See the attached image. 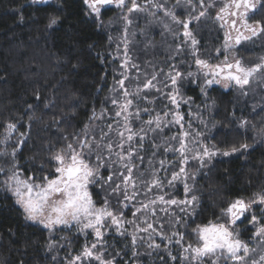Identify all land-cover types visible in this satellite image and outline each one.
Wrapping results in <instances>:
<instances>
[{
    "label": "trees",
    "instance_id": "obj_1",
    "mask_svg": "<svg viewBox=\"0 0 264 264\" xmlns=\"http://www.w3.org/2000/svg\"><path fill=\"white\" fill-rule=\"evenodd\" d=\"M112 14L111 10L105 11L100 20L89 12L84 0H52L46 4L0 0V135L9 123L16 125L20 136L24 134L15 157L26 175H50L53 155L66 150L68 144L80 151L81 139L92 142L91 152L83 149L84 159L92 164L99 155L104 177L111 173L108 166H115L119 143L114 139L115 130L104 123L103 114L110 108V92L116 81L114 29L108 23ZM52 18L57 19L54 25L49 23ZM255 19L264 21V2ZM201 22L199 43L204 45L209 40L218 44L221 32L215 31L214 25L211 30L207 21ZM214 31L210 38L207 32ZM254 47L246 45L244 49L255 55L258 49ZM179 61L183 74L192 70L193 59L184 56ZM187 81L180 84L187 101L180 112L191 123L196 118L199 125L207 126L204 139L208 146L220 153H231L206 161L197 173L192 193L197 197L195 212L188 224L191 227L220 221L221 210L231 201L252 199L255 193L264 192V90L261 105L252 106L248 96L236 89L211 86L202 91L200 84ZM161 98H148L152 115L162 110L161 102L167 103ZM241 121L246 122L244 126ZM150 131L146 157L152 158L155 169L165 158L170 159L158 148L157 136L172 129L159 128L156 134L152 124ZM104 133L108 135L102 139ZM109 142L114 145L111 155L105 147ZM242 144L250 147L231 152ZM170 156L171 165L177 164V154ZM90 191L97 204L105 203L97 184ZM182 193L181 190V196ZM112 200L107 195L111 206ZM184 234L186 240L193 239L187 230ZM91 239L90 234L73 229L49 230L28 222L13 198L0 187V264H69L86 245L93 244ZM103 243L107 259H114L116 251L120 252L119 264H124L132 253L128 237L118 239L109 234ZM164 261L170 264L166 257Z\"/></svg>",
    "mask_w": 264,
    "mask_h": 264
},
{
    "label": "rangeland",
    "instance_id": "obj_2",
    "mask_svg": "<svg viewBox=\"0 0 264 264\" xmlns=\"http://www.w3.org/2000/svg\"><path fill=\"white\" fill-rule=\"evenodd\" d=\"M31 1L37 2L38 0ZM51 1L52 0H42L40 3L46 4ZM208 2L209 0H204L205 4ZM222 3L223 0H215L214 7L204 9L200 6V0H191V3H189V0H152V3H148L147 0H137L139 10L130 12L129 9L132 8V0H125L123 6H118L115 3V0H113V3L105 5L101 8L99 17H97L95 13H92L91 9L87 7L89 12L100 20L103 17V12L111 10L113 13L109 18L108 23H110V27L114 29V35L112 36V42L114 45L112 51L113 56L117 60V63L115 64L116 81L114 84V89L110 92V108L103 111V114L105 120L104 123L111 125L112 129L115 130L116 136L114 139H116L118 143H120V140L116 129L119 128L120 130H123L124 120L123 117H115V112L118 111L119 108L114 107L112 104L113 99L120 100L123 95V90L119 87L117 82L127 77V79H125V88L129 92H135L137 86L142 87L146 81L152 80L153 76H155V79L153 80L155 87L151 89H144L138 97H134L133 104L129 108V112L132 113L130 117L131 126L133 130L138 133V135L135 136L131 142L132 147L136 149V155L134 156L132 163L135 165L133 175L136 178L138 194L131 202L127 203L126 207L124 206L125 193L124 186L122 184L123 177L120 175V173L123 171L124 174L127 175V171L122 167L121 162L118 161L117 155L115 156V166L112 164L108 166L111 173H109L107 177L102 175L104 168L103 163L101 164L95 160V162L91 164L94 168H98V175L95 177V182L89 185L88 190L90 194L91 186L97 184L98 188L101 189L102 196H104L105 201L107 200V195L113 199V206H111L108 202L110 209L115 214L122 215L125 221H134V223H125L124 227L118 232L116 227L111 226V221L109 220L105 228L102 229V239L97 241L92 229L80 231L81 226L75 222H72L68 225H55L53 228H46L43 224L39 223V221H33L26 218V213L24 212L23 208L21 205L16 203L15 196H13L12 192L9 191L7 186L4 184V181L9 175L12 174L13 171L18 170L21 174V178L33 176L26 175L23 171H21L19 169V164L16 157L13 158L11 155L13 149H16L17 152L22 141L20 134L15 129L10 139L4 144H0V151H6L8 153V155L0 154V169H3V171L0 172V187L13 198L16 205L22 210L23 215L28 222L40 225L41 227L49 230L69 228L83 235L90 234L92 236L91 241H93V244L97 245V247L94 249V253L101 255L105 261H111L112 264H119L117 263V258H120V252L116 251V256L114 259H107L108 257L106 256L104 250L105 246L103 241L109 234H112V236H115L118 239H123L126 237L130 239L132 253L130 254V257L125 260L124 264H163L162 261L165 260V257L169 260L170 264H175L177 257H179V260L177 259V264H213L214 261L215 264H236V261H234L229 255L222 252L196 258V254L192 251H185L189 245H192L193 247L199 245L198 235L193 231V229H196L197 226L192 224L190 227V225H188L195 212V203L192 205H169L156 199L158 196L164 195L165 200H185V183L191 187V192L187 196V199H191L193 196L192 193L194 190V182L200 168L205 166L204 164L206 161L208 163L216 156H224L222 154L223 152H218L217 155L211 157L210 159L205 157L203 162H201L199 159H192V157L196 156L197 152L201 151L202 147L204 146L213 151L216 150L208 146L207 140L204 139V133H207V126L199 125L196 118L191 123L190 120H186L183 113L180 112L182 104L186 103L184 102L186 99L181 93L180 84L187 83L189 82L187 80L190 79L193 84H200L201 89H204L203 91L211 86H218L224 90H230L233 88L241 94L248 96L247 100L252 106H259L263 101L262 90H264V73L257 74L253 79H251L248 85H245L242 88L235 85L234 83H231L228 87H225L223 81L219 84L213 83L212 85H206L203 73L198 70L195 60L190 54L191 42L188 41V43H184L185 38L183 36V24H178L174 22L171 17L165 16V9H167L174 12L176 20L185 21L190 17L198 16L201 11H205L206 14L199 20H191L189 24V30L198 41L197 49L200 53V58L208 60L213 65L221 63L225 59L226 55L229 57L230 61L233 57H235L242 60V62L248 66L259 62L258 58L264 56V34L253 37L248 41H242L241 44L236 45L231 49V51L227 53L223 51L222 46L224 41V33L227 29L226 27H221L222 22L216 19L217 12L222 6ZM153 4L163 5V8L154 7ZM193 5L195 7H193ZM259 5L260 4L257 5V9L254 13H249L250 22L257 21V19H255V14L259 9ZM125 17H127V20H125ZM201 21H207L208 24L212 26L210 28L211 30H214V25L216 28L215 31L218 29L221 32V38L218 44H215V42H209V40L204 45L199 43V37L202 34L198 30V25L200 24L201 27L203 23ZM165 25H167V27H165ZM215 31L211 33L207 32L210 38L213 37ZM233 35L235 34L233 33ZM178 45L182 49L180 52H177ZM246 45L255 46L254 48L258 49L256 50L257 52H255L256 56L246 52L244 49ZM125 49H127L126 53ZM217 49H221L219 54H217ZM184 56L194 60L192 70H188L185 74L179 70V59ZM181 61H183V59H181ZM175 71L182 73V78L178 80L176 88L179 90L178 95L179 99L181 100L179 113L183 117V128L189 133L188 140L186 141L189 148L187 153L189 159L188 162L183 165L180 163L181 157L178 152L165 150L179 148V141L172 140L171 137L180 135V125L168 123L169 121L173 120V115L169 114L166 118L164 117L165 113H174L176 111L175 106L172 105L168 99L169 94H173V87L168 76L170 72L174 73ZM189 73H192V75H189ZM210 78L211 77H209V79ZM157 89H159V91H157ZM165 95H167L166 98H164ZM149 97H151V99L154 98L155 100L158 97H162L161 99L164 98L167 103L161 102V104H164L162 106V110L152 115V102L148 99ZM145 109H147V111H144ZM137 112H139V116L135 115ZM158 115L161 117L159 127H157L155 123V117ZM149 120L154 121L153 128L156 134L159 128L172 129L171 132H168V134L164 136H157L160 137L158 148H161L164 156L170 159L167 160V158H165L163 161H167V163H165L164 167L158 165L155 169L152 168V158L148 157L147 159L146 157V154L148 153L146 150H149L148 143L150 142L148 139L152 134L150 131L151 126L145 123ZM117 121H119V124ZM141 129H143V131H140ZM4 135L5 131L0 135V139H3ZM140 136L145 137L142 142V146ZM128 143L127 133H125V153L128 151ZM119 151L120 149L118 148L117 152ZM171 154H177L178 156L176 159L178 160V163L175 165H171L173 162V158L170 156ZM56 167L57 163L54 162L53 173L49 175L50 178H54ZM181 167L185 168L186 175H182L179 180L175 181L170 186L169 181L172 179L173 172H179ZM153 171H155V178L160 181L161 187L153 188L152 191L149 192L148 184L154 178L152 175ZM109 176H112L111 181L108 179ZM117 184L121 185L120 190L114 192L113 189L116 188ZM181 190L183 192L182 196L180 194ZM131 192L132 189L129 187L128 194L131 195ZM253 199L254 198L245 199V201ZM151 201H155V203L152 204L150 203ZM93 202L96 207H102L104 205H99L94 200ZM142 204H148V209L146 211L142 210L134 217L133 212L137 208H141ZM153 210L155 211V215L152 214ZM253 216H256L260 224H264V204L254 203L241 217V219L238 220L235 225L231 226V230L234 233H238L239 239L244 241L250 249L254 250L244 258V264H251L253 259L258 260L259 256L264 254V240L253 236L256 228V226L251 223ZM144 219H147L149 223H152L155 232L149 230L148 233H138L136 243L134 244L132 240V234L135 231L137 225L140 228L147 227V225L143 223ZM216 222L226 223L227 217H222V220ZM186 225H188L189 228H186ZM185 230H187L189 233H192L193 239L192 237L188 240L185 238L180 239L181 235L183 237L185 236ZM156 233H162L164 236L170 237L171 239H161V236L156 235ZM173 233H176L177 235H173ZM149 234L154 236L155 243L159 245L158 248L150 247L152 241L148 239ZM178 240L180 241L179 243H177ZM91 246L89 248H91ZM240 255L244 256L243 251H241ZM71 261L69 264H71ZM87 262L98 263V261L94 259H84L81 262H78V264H84Z\"/></svg>",
    "mask_w": 264,
    "mask_h": 264
},
{
    "label": "snow or ice",
    "instance_id": "obj_3",
    "mask_svg": "<svg viewBox=\"0 0 264 264\" xmlns=\"http://www.w3.org/2000/svg\"><path fill=\"white\" fill-rule=\"evenodd\" d=\"M147 2L152 3V0H147ZM262 2H264V0H223L222 6L217 12L216 19L222 22L221 27H226L227 29L224 33L222 46L225 53L231 51L236 45L241 44L242 41H248L253 37L264 34V21L257 20L255 22H250L249 16V13H254L257 9V5ZM84 3L89 9H91L92 13H95L97 17H99L101 8L113 3V0H84ZM115 3L118 6H123L125 0H115ZM189 3H191V0H189ZM153 6L163 8V5L159 4H153ZM200 6L204 9L214 7L215 0H209L207 4L204 3V0H200ZM193 7L195 6L193 5ZM134 10H139L137 0H132V8L129 9L130 12ZM205 14V11H201L198 16L190 17L185 21H178L176 20L174 12L165 9V16L171 17L172 20L178 24H183L184 43H188V41L191 42L190 54L194 58L198 70L203 73L205 84H219L223 81L225 87L234 83L242 88L243 86L248 85L251 79L257 74L264 73V56L259 57V62L250 66L245 65L242 60L235 57L230 61L227 55L221 63L215 65L211 64L206 59H201L200 53L197 49L198 41L189 30V24L192 19L199 20ZM125 20H127V17H125ZM49 23L50 25H54L57 23V19L52 18ZM165 27H167V25H165ZM233 33L235 35H233ZM180 51H182V49L178 45L177 52ZM220 51L221 49H217V54H219ZM126 52L127 49H125V53ZM189 75H192V73H189ZM209 77L211 78L209 79ZM168 78L173 87V94H169L168 99L170 103L175 106L176 111L174 113H165L164 117L166 118L169 114L173 115V120L168 123L180 125V135L171 137L172 140L179 141V148L165 150L178 152L181 157L180 163L183 165L186 164L189 159L187 155L189 148L188 143L186 142L189 133L183 128V117L179 113L181 100L178 95L179 90L176 88L178 80L182 78V73L179 71H175L174 73L170 72ZM125 79H127V77H125ZM125 79H121L117 82L119 87L123 90V95L120 100L113 99L112 104L114 107L119 108V110L115 112V117H123L124 120L123 130H120L119 128L116 129L120 140V143L116 145L120 151L117 152L116 155L118 161L121 162L122 167L127 171V175H125L123 171L120 173L123 177L122 184L125 193L124 206L126 207L127 203L131 202L138 194L136 178L133 175L135 165L132 163V160L136 155V149L132 147L131 143L138 133L135 132L131 126L130 117L132 113L129 112V108L133 104L134 97H138L144 89L155 87L153 84L155 76H153L152 80L146 81L142 87L137 86L135 92H129L125 88ZM201 90L203 91L204 89L202 88ZM157 91H159V89H157ZM144 111H147V109ZM135 115L139 116V112ZM93 116H95V113H93ZM160 121L161 117L159 115L155 117L157 127L160 126ZM153 122V120H149L145 123L151 126ZM117 123L119 124V121H117ZM245 123V121H241V126H244ZM87 127L88 126L86 125L85 129H87ZM109 128L111 130L112 126L109 125ZM15 129L16 125L9 123L6 127L4 138L0 139V144L6 143L14 133ZM140 131H143V129ZM125 133H127V141L129 142L128 151L126 153L124 151ZM23 135L24 134H21V136ZM107 135V133H104L102 139ZM86 136L87 131H85V137ZM144 139V136H140L141 146ZM91 143L92 142L87 139H81L79 141L80 151H77L72 144H68L66 150L56 152L52 157L57 163L54 178H50L49 175H45L42 180L39 177L33 176L21 178V174L18 170L13 171L12 174L7 177L4 184L7 186L8 190L12 192L13 196H15L16 203L23 208L26 213V218L33 221H39V223L43 224L46 228H53L55 225H68L75 222L81 226L80 231L92 229L97 241L102 239V229L105 228L109 220L111 221V226L116 227L118 232L124 227L125 223H134V221H125L122 215L115 214L110 209L107 200L102 207L95 206L88 188L90 184L95 182V177L98 175V168H94L89 161L84 159L83 151V149L88 148L89 152H91ZM105 147L107 148L109 155H111L114 148L113 143L109 142ZM249 147L250 146L247 144H242L239 149H231V152L247 150ZM0 154L8 155L6 151H0ZM15 154L16 149H13L11 153L13 158L15 157ZM217 154V151H213L204 146L201 151L197 152L196 156L192 157V159H199L203 162L205 157L210 159ZM222 154L228 156L231 153L225 151ZM97 161L102 164L99 155L97 156ZM160 163L161 167H164L165 162L161 161ZM2 171L3 169H0V172ZM152 175L154 178L148 184L149 192H151L153 188L161 187L160 181L155 178V171H153ZM182 175H186L184 167H181L179 172H173L169 185L171 186L175 181L179 180ZM108 179L111 181L112 176H109ZM120 187L121 185L117 184L113 191H119ZM129 187L132 189L131 195L128 194ZM184 192L186 199L182 201L176 199L165 200L164 195L158 196L156 199L169 205L194 204L197 197L192 196L191 199H187L188 194L191 192V187L187 183L184 184ZM150 203L154 204L155 201H151ZM254 203L264 204V192L255 193L253 200L245 201L243 198H237L231 201L226 208L221 210V215L227 217L226 223L209 221L206 225H198L193 231L198 235L199 245L196 247L189 245L185 251H192L196 254V258L222 252L229 255L234 261H236V264H244V258L254 250L250 249L244 241L239 239L238 233H234L231 230V226L235 225ZM148 207V204H142L141 208H137L133 212V216L135 217L137 213L142 210L146 211ZM152 214L155 215L154 210ZM143 223L146 224L147 227L140 228L137 225L132 234L134 244L136 243L138 233H148L149 230L155 232L152 223H149L147 219H144ZM251 223L256 226L253 236L264 240V224H260L256 216L252 217ZM156 235H160L161 239H171L170 237L164 236L162 233H156ZM173 235L177 234L173 233ZM182 238L183 236L181 235L180 239ZM148 239L152 241L150 247H159V245L155 243L153 235L149 234ZM179 242L180 241L178 240L177 243ZM96 247V244H93L91 248L86 245L81 255L74 257L71 264H78V262H81L84 259H94L98 261V264H112L111 261H105L101 255L94 253ZM241 251H243L244 256L240 255ZM213 264H215V261ZM251 264H264V254H261L258 260L253 259Z\"/></svg>",
    "mask_w": 264,
    "mask_h": 264
},
{
    "label": "water",
    "instance_id": "obj_4",
    "mask_svg": "<svg viewBox=\"0 0 264 264\" xmlns=\"http://www.w3.org/2000/svg\"><path fill=\"white\" fill-rule=\"evenodd\" d=\"M38 1H42V0H38Z\"/></svg>",
    "mask_w": 264,
    "mask_h": 264
}]
</instances>
